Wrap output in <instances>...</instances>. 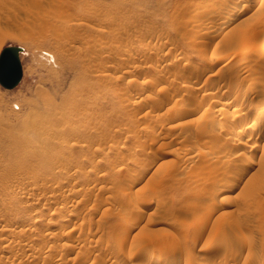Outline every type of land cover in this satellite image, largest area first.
Returning a JSON list of instances; mask_svg holds the SVG:
<instances>
[{
	"label": "rangeland",
	"instance_id": "rangeland-1",
	"mask_svg": "<svg viewBox=\"0 0 264 264\" xmlns=\"http://www.w3.org/2000/svg\"><path fill=\"white\" fill-rule=\"evenodd\" d=\"M260 33L264 0H0V264H264Z\"/></svg>",
	"mask_w": 264,
	"mask_h": 264
},
{
	"label": "water",
	"instance_id": "water-1",
	"mask_svg": "<svg viewBox=\"0 0 264 264\" xmlns=\"http://www.w3.org/2000/svg\"><path fill=\"white\" fill-rule=\"evenodd\" d=\"M23 50L21 45L9 44L0 53V83L6 88L16 87L23 77Z\"/></svg>",
	"mask_w": 264,
	"mask_h": 264
},
{
	"label": "bare ground",
	"instance_id": "bare-ground-1",
	"mask_svg": "<svg viewBox=\"0 0 264 264\" xmlns=\"http://www.w3.org/2000/svg\"><path fill=\"white\" fill-rule=\"evenodd\" d=\"M231 13H234V12H231ZM232 15V14H231ZM220 17V16H219ZM237 32V31H236ZM238 34L240 33V36L242 37V39H244L245 40V42L246 43H249V44H251L250 42H252V37H251V34H250V30L248 29V28H241L238 32H237ZM261 34V36L259 35V38H257V40L258 41H261L262 40V36L264 37V33H260ZM243 40V41H244ZM249 44H246L245 46H248ZM152 46V45H151ZM147 48V47H146ZM158 48V47H157ZM156 49V48H155ZM150 51V50H149ZM152 51V50H151ZM217 56V55H216ZM215 56V57H216ZM214 57V58H215ZM180 58V57H179ZM219 58H221L220 56H219ZM216 59V58H215ZM214 59V60H215ZM222 59V58H221ZM175 60H176V58H175ZM181 60V59H180ZM219 60V59H218ZM216 62V61H215ZM239 65H242V64H239ZM211 67V66H210ZM209 69V68H208ZM202 70V69H201ZM199 74H201L200 72H198ZM199 74L198 75H196V76H199ZM195 77V76H194ZM188 84V83H187ZM213 84V83H212ZM239 84V83H238ZM241 84V83H240ZM190 86V85H189ZM193 86V85H192ZM212 86H215V85H212ZM234 86H235V84H234ZM242 85H240V87H241ZM194 87V86H193ZM237 87H238V85H237ZM236 87V88H237ZM188 88V87H187ZM191 89H192V87H191ZM200 101H201V99H200ZM199 101V102H200ZM206 101V100H205ZM198 102V103H199ZM245 102H247V101H245ZM244 102V103H245ZM202 103V102H201ZM186 104H189V103H187L186 102ZM203 104V103H202ZM182 105V104H181ZM180 105V106H181ZM201 105V104H200ZM258 105V104H257ZM179 106V107H180ZM256 106V105H255ZM254 105H253V107H255ZM177 107H178V105H177ZM182 107V106H181ZM189 107H192L193 109H192V112L196 109H194V107L193 106H191V104H190V106ZM250 107V106H249ZM252 107V108H253ZM173 109V108H172ZM183 109L185 110V108H184V106H183ZM188 109V108H187ZM191 109V108H190ZM256 109H257V107H256ZM174 110H175V108H174ZM178 111L180 110L179 108L177 109ZM177 110H176V113H177ZM189 110V109H188ZM173 111V110H172ZM183 111V110H182ZM191 111V110H190ZM185 112V111H184ZM186 112H187V110H186ZM186 112H185V114H186ZM175 113V114H176ZM179 113H181V112H179ZM183 113V112H182ZM191 113V112H190ZM187 114H189V113H187ZM177 116H179L178 115V113L176 114ZM175 115V116H176ZM251 115V114H250ZM250 115H246V117H248V116H250ZM176 116V117H177ZM183 116H184V113H183ZM182 116V117H183ZM174 117V116H173ZM175 117V118H176ZM248 119V118H247ZM259 126V125H258ZM230 131V130H229ZM243 133V132H242ZM264 134V133H263ZM237 141V140H236ZM239 141V140H238ZM237 141V142H238ZM236 142V143H237ZM242 142V141H241ZM235 143V142H234ZM239 144V143H238ZM241 144V143H240ZM239 144V145H240ZM233 146H235V145H233ZM236 146H237V144H236ZM230 148V147H229ZM231 148H233L234 150H235V148L234 147H231ZM236 148H238V147H236ZM222 150H224V147H223V149ZM226 151H228V149L226 150ZM122 152V151H121ZM229 152V151H228ZM232 152V151H231ZM241 152V151H240ZM232 154V153H231ZM243 155V154H242ZM244 155H245V153H244ZM247 155V154H246ZM76 175V174H75ZM100 182V181H99ZM102 182V181H101ZM111 183V182H110ZM105 185V184H104ZM84 186V185H83ZM85 187H86V185H85ZM106 187V186H105ZM82 189V188H81ZM80 189V190H81ZM99 189V188H98ZM86 190V189H85ZM100 191V190H99ZM87 192V191H86ZM135 197V196H134ZM133 197V198H134ZM109 201V200H108ZM133 201L135 202V198L133 199ZM137 202V201H136ZM139 202V201H138ZM142 202V201H141ZM139 203V204H141L142 205V203ZM136 204V203H135ZM137 205V204H136ZM143 206V205H142ZM138 207H139V205H138ZM150 207V206H149ZM135 208H136V206H135ZM140 208V207H139ZM138 210V209H137ZM134 212V211H133ZM137 215V214H136ZM211 216H212V210H209V212L207 213V214H200V216H199V219L200 220H202L203 221V225L200 227V229L201 230H204V229H206V227H209L210 226V224H211ZM39 223V222H38ZM182 224V223H181ZM183 224H186V223H183ZM10 225V224H9ZM6 228V227H5ZM8 228V227H7ZM6 228V229H7ZM12 230V228H9V230ZM6 231V230H5ZM28 239V238H27ZM20 241V240H19ZM158 241V240H157ZM165 242H168V244L169 243H173L174 241H173V239H171V237H170V239H167ZM164 242V243H165ZM21 243V242H20ZM68 243V242H67ZM154 244V243H153ZM167 244V243H166ZM22 246H24V245H22ZM54 246V245H53ZM52 246V247H53ZM172 246H174V247H176V245H172ZM143 248H145V247H143ZM141 250V249H140ZM97 251H99V250H97ZM142 251V250H141ZM146 251V250H145ZM154 251V250H153ZM148 252H149V250H148ZM142 253H144V252H142ZM146 253H147V251H146ZM150 254H149V258L153 261V264H156L160 259H161V257L163 256L164 257V255H165V252H149ZM110 257V256H109ZM166 257V256H165ZM228 257V256H227ZM225 259V258H224ZM100 260V259H99ZM103 261V260H102ZM106 261H108V260H106ZM144 261V260H143ZM142 261V262H143ZM162 262V261H161ZM225 262H226V260H225ZM99 263V262H98ZM104 263V262H103ZM223 263H224V261H223ZM227 263V262H226ZM58 264V263H57ZM102 264V263H101ZM109 264V263H108ZM134 264V263H133ZM164 264H179V262H176V261H171V260H166L165 262H164Z\"/></svg>",
	"mask_w": 264,
	"mask_h": 264
}]
</instances>
